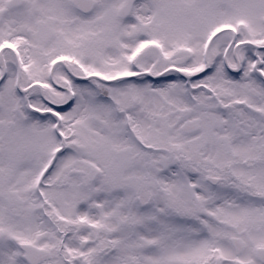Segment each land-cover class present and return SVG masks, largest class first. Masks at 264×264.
Here are the masks:
<instances>
[{
  "label": "snow or ice",
  "instance_id": "snow-or-ice-1",
  "mask_svg": "<svg viewBox=\"0 0 264 264\" xmlns=\"http://www.w3.org/2000/svg\"><path fill=\"white\" fill-rule=\"evenodd\" d=\"M0 264H264V0H0Z\"/></svg>",
  "mask_w": 264,
  "mask_h": 264
}]
</instances>
